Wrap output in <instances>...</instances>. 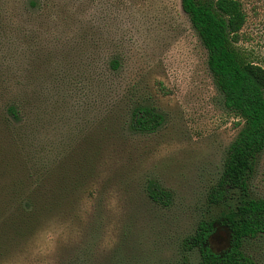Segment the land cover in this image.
<instances>
[{"label":"rangeland","instance_id":"rangeland-1","mask_svg":"<svg viewBox=\"0 0 264 264\" xmlns=\"http://www.w3.org/2000/svg\"><path fill=\"white\" fill-rule=\"evenodd\" d=\"M240 1L242 44L264 65V0ZM0 14L18 23L0 55L20 52L21 86L36 95L21 125L28 142L54 167L87 157L95 167L20 231L0 233V264H200L184 239L216 212L208 194L243 124L225 106L181 0H53L33 21L20 2L0 0ZM115 56L120 71L105 72ZM124 96L154 105L164 125L134 134L104 122ZM152 178L172 192L169 206L149 197ZM250 192L264 198V152ZM246 246L264 264V236Z\"/></svg>","mask_w":264,"mask_h":264},{"label":"trees","instance_id":"trees-1","mask_svg":"<svg viewBox=\"0 0 264 264\" xmlns=\"http://www.w3.org/2000/svg\"><path fill=\"white\" fill-rule=\"evenodd\" d=\"M15 2L24 6L33 21L53 0ZM181 5L207 50L208 66L225 106L243 124L229 146L221 176L208 194L216 212L198 223L195 233L184 239V247L200 250V264H258L246 245L248 240L264 236V198L250 192L251 176L264 152V65L242 44L248 15L240 0H181ZM3 15L0 42L6 33L14 35L18 26L13 16L6 21ZM18 56L20 52L4 58L0 55V233L20 231L30 216L48 210L67 185L92 175L95 169L89 157L81 163L65 158L54 167L43 151L28 142L29 130L21 125L26 118L24 108L32 107L36 95L21 86ZM121 66L122 58L115 56L105 62L104 71L118 72ZM165 121V114L154 105L125 96L114 99L104 118L134 134L154 133ZM102 159L105 163V156ZM146 189L156 203L171 204L172 192L158 180H148ZM60 195L57 200L64 198ZM216 237L226 242L222 250L214 247Z\"/></svg>","mask_w":264,"mask_h":264}]
</instances>
